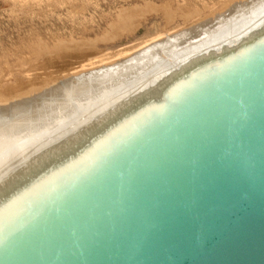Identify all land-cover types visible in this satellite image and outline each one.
I'll return each instance as SVG.
<instances>
[{
  "label": "water",
  "instance_id": "95a60500",
  "mask_svg": "<svg viewBox=\"0 0 264 264\" xmlns=\"http://www.w3.org/2000/svg\"><path fill=\"white\" fill-rule=\"evenodd\" d=\"M224 61L8 205L0 264H264V40Z\"/></svg>",
  "mask_w": 264,
  "mask_h": 264
},
{
  "label": "rangeland",
  "instance_id": "374dc122",
  "mask_svg": "<svg viewBox=\"0 0 264 264\" xmlns=\"http://www.w3.org/2000/svg\"><path fill=\"white\" fill-rule=\"evenodd\" d=\"M259 6H264V0H0V141L9 135L12 138L19 137L18 130L27 127L49 131L51 122L60 116L49 112L51 105L58 107L60 104L71 103L74 97L77 100V112L89 100L91 108L88 110L93 112L112 103L114 99L119 100L120 98H115L120 92L118 87L126 85L129 88L126 95L129 96L135 93L130 90L135 82L146 77L150 81L159 72L162 63L169 64V68L175 67V60L170 59L172 53H158L157 59L154 63L151 62L148 69L137 73L134 72L136 68H133V72L129 74L136 57L144 51V55L149 52L152 55V47L157 52L163 51V48L170 51L169 47L175 46L177 42L178 46L174 48L176 52L185 53L188 50L183 56L186 61L206 51L201 55L213 58V64L210 63L209 67L226 63L224 60L248 51L264 40V14L256 19L260 23L256 31L254 29L247 36L249 38H244L243 35L247 32L243 30L244 24L260 13L256 10ZM170 13L173 14L169 18ZM124 15L127 21L122 18ZM186 30L190 33L187 34ZM239 38L241 44H236ZM206 40L208 43L203 45L202 42ZM161 43L164 44L158 50ZM121 67L126 68L120 70ZM107 69L120 73L116 74L117 79L114 77L115 80L107 87H102L100 84L107 78L104 76L101 79V76L105 75ZM171 72L173 73L170 71L161 78L165 81L155 82L158 89L169 83V78L173 76L170 75ZM124 73L129 74L126 79L118 78ZM94 79L96 83L91 81ZM80 80L86 82L82 85ZM89 83L94 87H89ZM73 84L78 89L73 87L76 91L69 92ZM144 93L141 95L149 96L145 91ZM124 96L122 98L128 97ZM169 99L163 94L162 98L153 101V105L139 111L146 112L147 109L163 105ZM52 116L57 117L54 119ZM58 126L59 130H50V137L62 136L61 133L67 130L65 125ZM120 127H114L104 134L97 144L94 143L87 149L89 152L86 155L74 154L75 152L67 156L57 155L58 158L61 157L56 163L58 166L54 164L55 167L53 163L44 164L42 173H45V180L52 174L71 171L85 163L96 146L111 138ZM49 141L50 139L39 140L35 143L46 144ZM30 152L31 150L27 153ZM19 156L20 154L14 160L19 159ZM27 192H32V188L23 195Z\"/></svg>",
  "mask_w": 264,
  "mask_h": 264
},
{
  "label": "bare ground",
  "instance_id": "6f19581e",
  "mask_svg": "<svg viewBox=\"0 0 264 264\" xmlns=\"http://www.w3.org/2000/svg\"><path fill=\"white\" fill-rule=\"evenodd\" d=\"M256 10H257V12L260 11V13L256 17L249 18L247 21V24H244V26H243V30L245 32L247 30V32L245 33L246 35L243 34L244 38L249 36L254 29L256 31L258 26H260V23L256 19L263 16L264 6L263 7L259 6V8H256ZM172 14L169 16V18L172 17ZM129 17H130V15H129ZM122 18H124L126 20V15H124V17L122 16ZM203 21H205V20H203ZM263 22L264 21H262V23ZM190 31L192 32V30H190ZM195 31L197 32L196 29H195ZM185 32H187V34L190 33V32L188 33V30H186ZM198 34H199V32H198ZM201 34H203V33H201ZM247 38H249V37H247ZM175 39H177V38H174V40ZM239 40H240V38H239ZM238 41L236 42V44L237 43L241 44V40L239 41L240 43ZM252 41H254V40H252ZM258 41H259V39H258ZM203 43L207 44L208 40H206L205 42H202V44ZM163 44L160 45L161 46L160 48L157 45L158 46L157 49L161 50ZM174 45L178 46L177 42ZM164 46H167V45L165 44ZM168 46H170V45H168ZM175 46L169 47L170 51H166L167 48H163L162 49L163 51H159V52L155 51L152 47V50H153V51L151 50L153 52L152 55H151V52H149L148 55L147 54L144 55V53H146L144 51V53H140L139 56L136 57V60L133 61V62H135L134 65L131 66V72H128L129 74L133 72L132 71V70H134L133 68H136L134 70V72H137V73H141L142 71H145L146 69H148L151 62L154 63L155 60L157 59L156 54L159 55L161 53H164V54L167 53L166 55H170L172 53L171 54L172 57L170 56L171 57L170 59L175 60L176 62L174 61L173 64L174 63H176V64H175L174 68H169V64L162 63V65L160 66L159 72L155 73V77L152 78L150 81H147V77L138 79L137 82H135V84L130 89V90H134L135 93H132L129 96L126 95L129 92V90H128L129 88H127L126 85L118 87L117 90H119L120 92L115 98H120V99L117 101H115V99H114L112 103H110L104 107H100L97 110H93V112L88 110V108H91L90 107L91 100L85 102V104L83 105V108L80 109V111H78V112H77V108H76L77 100L74 97L72 98L71 103L60 104L58 107L57 106L54 107L52 105L50 107V106H48V104H50V103H48L47 106L50 107V109H48L50 113L52 112V114L53 113L54 114L58 113V115L60 114V116L58 118H56L57 116H55V117L52 116L54 119L56 118L57 120L51 122V126L49 127V129L51 131L55 130V129L59 130L60 126H58V125H62V126L65 125L64 127L67 126V130H64V132L61 133L62 136L50 137V135H51L50 130L43 132V131H39L35 128H32V127H27L25 129L18 130L19 131L18 132L19 137L12 138V136L9 135L6 137L5 140L0 141V208H1L0 214L2 212H4L3 209H5L8 205H10V204L15 205V204L19 203L25 197L26 194L23 195V193L26 190L28 191L31 188H35V185H38V184H34V183H38L40 181L45 180V176H44L45 173L43 174L42 172L44 171L43 167H45V165L47 163H51V164L53 163V165L55 164L56 166H58V164H56V163L61 158V157L58 158V156H60L62 154H63V156H67V154H73L75 152L74 154H78V155L85 154L86 155L89 152L87 149H89V147L91 145H94V143L97 144V142L100 141V139L103 137L104 134L108 133L114 127L115 128L117 126H119V127L123 126L124 127L127 124L129 125L130 121H134L135 119H138V118L144 116L146 113L140 112L139 111L140 109H145L149 105H153V103H154L153 101L160 99V97L162 98L163 94H165V96H167V97H172L180 89H182L184 86H186L187 84H189L190 82H192L196 79V77H197L196 72H198L197 73L198 76L202 75L203 73H205L204 71L209 69L208 67L211 64H213V58H210V56L206 57V56L201 55L203 53L205 54L206 51L203 53L201 52V54H199V55L196 54L197 55L196 57L194 56V58H190V60L186 61V60H184V58H186V57H183V56L185 55V53H187L188 50L185 53L184 52H182V53L176 52L175 51L176 49H174ZM229 46L231 47V45H229ZM194 47H196V45ZM200 47H202V46H200ZM217 47H219V45ZM155 49H156V47H155ZM196 49H197V47H196ZM190 50H192V48H190ZM220 52H222V51H220ZM217 53H218V51H217ZM170 61H169V63H170ZM179 61H181L183 63H179ZM147 62H148V64H147ZM145 64H147L146 67H145ZM126 65H124V66H126ZM171 65L172 64L170 63V66ZM111 67H113V66H111ZM126 67H128V65ZM126 67H124V68H126ZM114 68H112V69H114ZM124 68L121 67L120 70H122ZM117 69H118V66H117ZM105 71H104V73H105ZM170 71H173V73L172 72L170 73V75L172 74L173 76H171V78H169V80H168L169 83L167 82L164 86H162L160 89H158L157 86H155V82L161 81L163 79L162 77L165 76L166 74H168ZM99 72H102V71L100 70ZM118 73H120V72L115 71V70L110 71L109 69H107L105 75L101 76V79L104 78V76H105V79L106 78L107 79L105 80V82H103L100 85H103L102 87H107L108 84H110V82L115 80L114 77H116L117 76L116 74H118ZM128 73L120 74L122 76L118 77V78H120L121 80L126 79L127 76L129 75ZM76 74H78V73H76ZM98 75H101V74L99 73ZM95 76L97 77L96 73H95ZM92 78H93V76H92ZM99 78H100V76H99ZM116 79H117V77H116ZM98 80L99 79H97V81ZM91 81L92 82L95 81V83H96L95 79L91 80ZM162 81H165V80H162ZM84 82H86V81H84ZM84 82H82V85ZM97 83H99V81ZM74 84L71 86V89L69 92H74V91H76V89H78V87H76V86H75L76 89H74L75 88ZM86 85L88 86V84H86ZM87 86H86V88H87ZM91 86L92 85L90 84L89 87H91ZM92 87H94V86H92ZM83 88H85V87H82V89ZM79 89H81V88L79 87ZM135 89H137V90H135ZM144 91L149 96H144V94H145ZM142 93H144V94L141 95ZM30 95H32V94H30ZM124 95L128 96V97H126V99L122 98ZM49 96H51V95H49ZM53 96H55V95H53ZM112 97H114V96H112ZM28 99H30V98L28 97ZM47 102H49V101H47ZM26 103H27V101H26ZM10 106H8V108H10ZM28 109H31V108L28 107ZM61 109H62V111H61ZM1 111H2V109H1ZM88 111H89V113H88ZM33 112H34V110H33ZM36 115H37V113H36ZM5 125H7V124H5ZM48 139H50V141L47 142L46 144L35 143L39 140L46 141ZM29 150H31V152L27 153ZM19 154H20V156L18 157L19 159H16V161H15L14 158L16 156H18ZM70 157H71V155L66 157L65 161H66V159H68ZM39 169H43V170H39ZM50 169H48V170H50ZM59 175H60V173H57L55 176H59ZM42 176H44V179H42ZM52 176H53V174H52ZM49 178H51V176L46 178V180Z\"/></svg>",
  "mask_w": 264,
  "mask_h": 264
}]
</instances>
